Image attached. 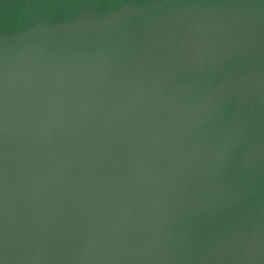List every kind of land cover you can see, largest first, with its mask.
<instances>
[{"label":"water","instance_id":"obj_1","mask_svg":"<svg viewBox=\"0 0 264 264\" xmlns=\"http://www.w3.org/2000/svg\"><path fill=\"white\" fill-rule=\"evenodd\" d=\"M0 264H264V0H0Z\"/></svg>","mask_w":264,"mask_h":264}]
</instances>
